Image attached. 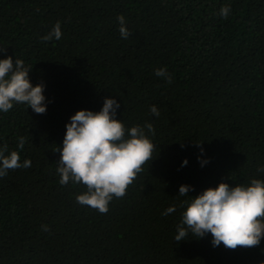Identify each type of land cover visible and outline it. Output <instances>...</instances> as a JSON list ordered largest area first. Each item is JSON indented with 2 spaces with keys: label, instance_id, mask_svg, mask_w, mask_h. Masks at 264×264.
Listing matches in <instances>:
<instances>
[{
  "label": "trees",
  "instance_id": "1",
  "mask_svg": "<svg viewBox=\"0 0 264 264\" xmlns=\"http://www.w3.org/2000/svg\"><path fill=\"white\" fill-rule=\"evenodd\" d=\"M57 21L61 39L43 41ZM0 48L32 68L47 101L44 114L22 104L0 114V144L31 160L0 178V264L264 262V240L235 250L212 247L210 235L175 242L181 210L162 215L187 198L182 184L195 196L264 179V0H0ZM105 97L120 103L126 128L153 124L155 148L102 214L76 202L84 185L59 184L54 151L69 117L99 111Z\"/></svg>",
  "mask_w": 264,
  "mask_h": 264
},
{
  "label": "clouds",
  "instance_id": "2",
  "mask_svg": "<svg viewBox=\"0 0 264 264\" xmlns=\"http://www.w3.org/2000/svg\"><path fill=\"white\" fill-rule=\"evenodd\" d=\"M229 6H222L219 15L227 18ZM118 32L121 39H127L130 32L126 19L117 16ZM61 24L57 21L51 30L41 37L43 41L60 40ZM0 48V51H4ZM32 69V68H31ZM21 59L12 56L0 58V114L8 113L16 105H26L36 114H44L47 101L45 85H33L29 78L31 71ZM155 75L171 83L166 68H158ZM120 103L115 98L105 97L99 111L81 109L69 117L65 124L62 144L54 151L60 154L56 163L59 184H82L86 191L76 195V202L99 213H107L113 198L123 197L142 166L152 159L155 145L149 136L155 135L153 124L135 125L126 128L122 119H117ZM154 116L160 113L155 105L150 107ZM24 146V138H18L17 149ZM199 146V145H198ZM197 157L201 167L208 160ZM7 153V154H6ZM188 160L181 162L185 167ZM31 167V160L21 162L19 151H9L7 144H0V178L9 170ZM264 173V166L257 169ZM191 185L178 188V204L169 206L162 215H169L179 208L180 219L176 226L175 242L187 237L203 238L210 235L212 247L223 246L235 250L238 246L251 248L264 240V179L252 178L247 185L220 182L195 196L188 193ZM47 231V226H42ZM264 264V262H262Z\"/></svg>",
  "mask_w": 264,
  "mask_h": 264
}]
</instances>
